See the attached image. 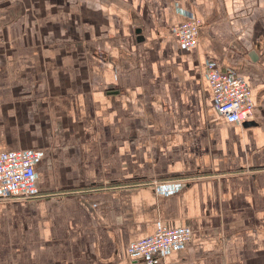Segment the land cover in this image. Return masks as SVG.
<instances>
[{"label":"crops","instance_id":"obj_1","mask_svg":"<svg viewBox=\"0 0 264 264\" xmlns=\"http://www.w3.org/2000/svg\"><path fill=\"white\" fill-rule=\"evenodd\" d=\"M207 62L244 77L253 124L213 107ZM12 150L43 156L37 197L0 202V264H145L127 248L158 223L191 230L158 264H264V0H0Z\"/></svg>","mask_w":264,"mask_h":264},{"label":"built area","instance_id":"obj_2","mask_svg":"<svg viewBox=\"0 0 264 264\" xmlns=\"http://www.w3.org/2000/svg\"><path fill=\"white\" fill-rule=\"evenodd\" d=\"M185 20L171 28L181 49L197 45L201 20L191 12H183ZM206 78L212 91L213 107L230 123L243 124L253 114L250 88L242 75L233 69L219 70L213 62L206 63ZM41 150L0 152V202L28 200L37 197L34 181L35 164L42 158ZM160 192L171 193L179 183H155ZM191 240L189 227L167 228L158 223L147 237L133 241L127 248L129 260L158 264L172 251L182 249Z\"/></svg>","mask_w":264,"mask_h":264},{"label":"water","instance_id":"obj_3","mask_svg":"<svg viewBox=\"0 0 264 264\" xmlns=\"http://www.w3.org/2000/svg\"><path fill=\"white\" fill-rule=\"evenodd\" d=\"M251 124H253L252 121H247V122L243 123V125H246V126L251 125Z\"/></svg>","mask_w":264,"mask_h":264}]
</instances>
